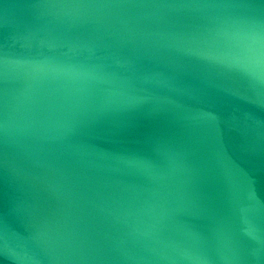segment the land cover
<instances>
[{"label": "water", "instance_id": "water-1", "mask_svg": "<svg viewBox=\"0 0 264 264\" xmlns=\"http://www.w3.org/2000/svg\"><path fill=\"white\" fill-rule=\"evenodd\" d=\"M0 264H264V0H0Z\"/></svg>", "mask_w": 264, "mask_h": 264}]
</instances>
